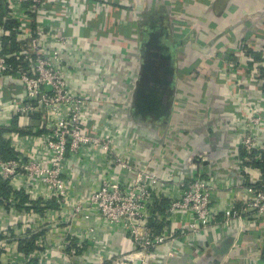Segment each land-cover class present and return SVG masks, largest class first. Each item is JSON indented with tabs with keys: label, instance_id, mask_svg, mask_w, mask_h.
<instances>
[{
	"label": "built area",
	"instance_id": "obj_1",
	"mask_svg": "<svg viewBox=\"0 0 264 264\" xmlns=\"http://www.w3.org/2000/svg\"><path fill=\"white\" fill-rule=\"evenodd\" d=\"M3 2L0 141L6 142L12 157L4 158L0 151V178L9 192L8 198L0 197V264H153L158 261L160 247L167 249L168 257L176 256L179 232L198 236L215 226L231 228L238 223L264 228V176L254 166L244 167L249 175L239 177L243 186L249 183L243 187L247 193L239 208L236 200L228 201L224 196L215 202V197H220L218 189L207 179H188L179 173L168 180L158 178L155 172L134 164L127 156L129 148L120 150L114 145L110 123L116 115L107 109L109 97H95L96 85L88 89L83 84L87 78L104 73L107 65L85 68L87 53L78 51L69 25L59 21L65 17L88 26L86 11L79 16V7H61L60 0ZM6 21L16 23L15 27L5 28ZM12 33L18 44L14 51L6 42ZM250 61L247 57L244 62L248 65ZM225 63L236 78L232 91L239 89L242 81L237 80L236 64ZM247 79V85L261 81L255 71H250ZM247 92L237 110L244 123L240 147L249 153L264 151V99L258 100L249 89ZM144 142L141 137L135 145ZM92 153H104L112 167L99 175L96 187L79 194L74 188L81 181L75 179L76 172L88 164L86 156ZM256 172L259 177L254 176ZM125 173L133 175L134 181L126 182ZM226 188H221L222 192L236 190ZM164 199L168 207L161 214L154 210L155 203ZM49 203L54 206L48 207ZM42 207L46 208L40 212ZM89 213L122 229L132 250L105 259L92 245L95 260L84 263L82 249L92 235H79L74 225ZM153 219L165 223L159 234L150 226ZM37 235L40 249L20 250L19 240L30 241Z\"/></svg>",
	"mask_w": 264,
	"mask_h": 264
},
{
	"label": "crops",
	"instance_id": "obj_2",
	"mask_svg": "<svg viewBox=\"0 0 264 264\" xmlns=\"http://www.w3.org/2000/svg\"><path fill=\"white\" fill-rule=\"evenodd\" d=\"M60 1L61 7H79V16L87 12L88 26L59 18L75 35L78 51L87 53L85 68L107 65L83 84L96 85L95 97H109L107 109L116 115L110 123L114 145L129 148L134 164L158 178L201 176L218 189L215 202L224 196L241 208L249 183L243 186L239 177L249 175L243 169L249 165L240 157L244 123L237 110L247 89L264 99V0ZM224 61L236 64L239 89L232 91L236 78ZM250 71L261 81L245 84ZM141 137L145 142L135 145ZM86 157L90 160L76 172L81 181L74 186L83 195L112 167L104 153ZM125 176L126 182L134 181L133 175ZM86 216L74 225L79 235H92L84 263L95 260L93 247L105 259L132 250L122 229L103 223L98 214ZM176 237V256L168 257L160 247L153 264H264V228L256 223Z\"/></svg>",
	"mask_w": 264,
	"mask_h": 264
},
{
	"label": "trees",
	"instance_id": "obj_3",
	"mask_svg": "<svg viewBox=\"0 0 264 264\" xmlns=\"http://www.w3.org/2000/svg\"><path fill=\"white\" fill-rule=\"evenodd\" d=\"M4 15H5V5H4V2L3 0H0V22L2 23L3 22V18H4ZM15 24L14 22L12 21H6L4 22V26L5 28L9 29V30H12L14 27H15ZM6 42H9L11 47H12V50H16L18 48V44L16 42V39H15V36H14V33H12V36H10L8 38V40H6ZM251 50V49H250ZM250 50H248V52H251ZM12 64H15V61L12 60L11 61ZM262 73L264 74V71H262ZM0 151L3 155L4 158H10L12 157V152L10 151L11 149L8 148V145L6 144L5 141H0ZM257 156H260L259 159H255ZM240 157L241 159L245 160L246 158H250L252 160L251 163L247 162L248 165H252L254 166L255 168L259 169L261 171V173L263 174L264 176V151L262 150H255V151H252V152H247L246 150L244 149H241V152H240ZM6 184L4 183V181L0 178V197H9V192L7 191L6 189ZM27 201V197H25L24 199V202ZM23 205V203H21ZM52 207L54 206L52 203L48 204V207ZM168 207V201L166 199L164 200H161V201H157L155 203V211L161 213V214H164L166 208ZM46 207H42V208H39V211L40 212H43L44 209ZM165 223L164 222H161V221H157L155 219L151 220L150 222V226L151 228H153L155 230L156 233H161L162 230H163V227H164ZM38 235L31 238L30 241H27V240H19V248L21 251L23 252H30V251H35L36 249H40L38 248V245L36 243L37 239H38ZM3 236H0V239H2ZM92 246V244H90ZM90 247L88 246V244L86 243L84 245V248L82 249L83 251V254H85L89 249ZM36 262V261H35Z\"/></svg>",
	"mask_w": 264,
	"mask_h": 264
},
{
	"label": "water",
	"instance_id": "obj_4",
	"mask_svg": "<svg viewBox=\"0 0 264 264\" xmlns=\"http://www.w3.org/2000/svg\"><path fill=\"white\" fill-rule=\"evenodd\" d=\"M138 82H139V81H138ZM231 242H232V241H228V242H227V244L225 245V249H224V251H226V250H227V248H229V246H230Z\"/></svg>",
	"mask_w": 264,
	"mask_h": 264
}]
</instances>
